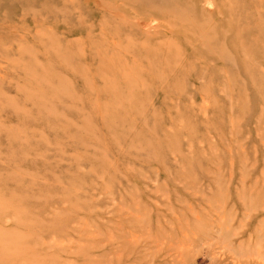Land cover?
<instances>
[{
    "label": "rangeland",
    "instance_id": "obj_1",
    "mask_svg": "<svg viewBox=\"0 0 264 264\" xmlns=\"http://www.w3.org/2000/svg\"><path fill=\"white\" fill-rule=\"evenodd\" d=\"M0 264H264V0H0Z\"/></svg>",
    "mask_w": 264,
    "mask_h": 264
}]
</instances>
